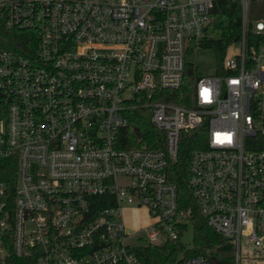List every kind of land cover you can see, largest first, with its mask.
Segmentation results:
<instances>
[{"label": "built area", "instance_id": "2783aa9c", "mask_svg": "<svg viewBox=\"0 0 264 264\" xmlns=\"http://www.w3.org/2000/svg\"><path fill=\"white\" fill-rule=\"evenodd\" d=\"M218 1L0 0V264H141L135 247L180 238L185 132L201 215L238 264L264 250V0H233L237 39L183 91ZM128 207L152 219L135 242Z\"/></svg>", "mask_w": 264, "mask_h": 264}, {"label": "trees", "instance_id": "16d2710c", "mask_svg": "<svg viewBox=\"0 0 264 264\" xmlns=\"http://www.w3.org/2000/svg\"><path fill=\"white\" fill-rule=\"evenodd\" d=\"M240 14V5L237 1L219 0L216 3L212 13L213 20L208 28L212 38L207 41L206 47L215 52L219 61L224 58L227 47L239 35ZM199 74L200 72L192 64H187L183 82L184 93L193 87L195 78ZM175 100L189 105L188 100L181 101L179 98ZM135 132L136 136H140L146 141H150L156 135H163L161 132L156 131L149 121L143 120H140ZM202 135L205 138V129ZM194 142V134L190 135L189 132L183 134L178 160L171 164L169 174L170 181L178 187L180 206L194 207L191 218L194 229L193 246L185 250L184 256L178 264H184L186 258L194 255H204L211 264H235L232 243L208 225L206 219L199 212L192 192L188 187L187 179L189 177L191 154L199 146ZM201 146H204L203 143ZM182 228L181 236L187 230L188 225H183ZM181 236L176 240H166L163 243H143L135 247L141 264H164L178 251H184V245L180 240Z\"/></svg>", "mask_w": 264, "mask_h": 264}, {"label": "rangeland", "instance_id": "374dc122", "mask_svg": "<svg viewBox=\"0 0 264 264\" xmlns=\"http://www.w3.org/2000/svg\"><path fill=\"white\" fill-rule=\"evenodd\" d=\"M233 51L234 49H230L229 53ZM186 60L204 75H215L218 71V65L221 63L213 50L204 47L189 51ZM125 221L128 232L136 236L132 239V242L137 241V236H147L145 228L152 224V219L146 208L128 207L125 210ZM193 231V225H188L187 230L183 232L180 239L184 245V251H178L171 257L170 264L181 260L185 250L192 248ZM242 256L243 259L240 264H264V250L259 253L253 247H243ZM235 264H238V262L235 261Z\"/></svg>", "mask_w": 264, "mask_h": 264}]
</instances>
